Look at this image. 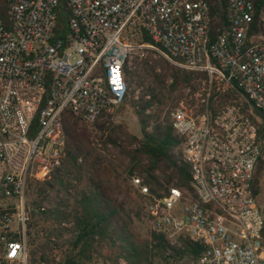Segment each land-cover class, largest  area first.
<instances>
[{
    "label": "built area",
    "instance_id": "obj_1",
    "mask_svg": "<svg viewBox=\"0 0 264 264\" xmlns=\"http://www.w3.org/2000/svg\"><path fill=\"white\" fill-rule=\"evenodd\" d=\"M5 2L0 200L13 211L0 216V264H29L24 193L30 180H44L60 165L65 113L93 125L127 96L131 61L155 57L204 73L207 88L197 111L183 105L167 111L193 197L181 203L175 186L154 197L141 178L132 177L147 201L148 250L155 252L161 236L170 245H180L182 237L203 247L197 257L173 256L168 249L159 264H264V205L252 188L264 163V34H249L252 1L227 0L226 24L214 34L207 0ZM258 20L264 29L262 13ZM229 91L249 112L236 102L213 107L212 100ZM253 109L261 125L250 115Z\"/></svg>",
    "mask_w": 264,
    "mask_h": 264
},
{
    "label": "trees",
    "instance_id": "obj_2",
    "mask_svg": "<svg viewBox=\"0 0 264 264\" xmlns=\"http://www.w3.org/2000/svg\"><path fill=\"white\" fill-rule=\"evenodd\" d=\"M61 1L65 2V0ZM226 1L207 0L212 17L211 34H214L216 28L226 24L224 12ZM251 1L254 6V21L249 34L260 30L264 32L258 20L259 13L264 15V0ZM5 9V0H0V16L4 19L6 18ZM157 65H161L160 72L155 71ZM126 73L129 84H134L135 88L141 87L137 99H130L132 112L140 124L141 136L137 137L127 132L124 122L113 123L109 116L104 115L106 111L101 114L104 118L100 120V116L93 125H87L73 118L68 112L65 113L62 120L64 147L60 165L51 172L48 178L28 184L34 196L26 231L29 238V264L47 262L46 256L58 249L59 240L66 232L67 228L61 223L71 218L73 221L71 240L73 248L78 249L79 256L82 254L89 258L90 248L94 243L100 244L108 237L117 249V255L122 257L127 264H156L153 259L155 254L150 253L146 243L136 244L130 239L127 230V225L131 222L130 216L124 214L123 208L106 193L103 182L97 180L101 167L100 150H98L100 148L94 144L93 137L99 131L101 132L99 138L105 136L104 144L111 143L114 147L120 146L121 155L127 160L129 175L141 177L142 182L156 196L167 195L171 186L189 188L190 171L178 148L180 138L172 132L166 120L155 119L151 130H146L149 121L154 117L148 114L146 109L160 102L161 99L168 98L170 92L176 88L187 85L195 86L197 78L204 76V73L180 69L165 59L153 60L152 63L142 60L140 69L127 70ZM168 78L171 79L169 85L166 84ZM231 97L228 93L221 96L220 100ZM126 101L127 96L120 104L119 112L125 108ZM122 136H126L130 144L134 141L135 146L128 145L127 147L123 143H117ZM82 178L86 181L85 188L81 189L78 194L71 195L73 181ZM256 183L257 180H254L252 184L254 194L258 193ZM50 191L55 192V197L60 193L62 196L50 198ZM71 198L72 202H70ZM45 201L52 203L46 208L42 204ZM12 211L10 206L1 208L0 216L6 212L11 214ZM35 215L41 216L44 220H52L54 225L48 226L45 231L36 230L33 234L38 221L33 218ZM116 241L117 244H115ZM179 244L170 245L161 236L155 250L161 259H165V252L168 249L173 251V256L181 255L193 259L203 248L182 237H179ZM66 264L78 263L77 260L69 258Z\"/></svg>",
    "mask_w": 264,
    "mask_h": 264
},
{
    "label": "rangeland",
    "instance_id": "obj_3",
    "mask_svg": "<svg viewBox=\"0 0 264 264\" xmlns=\"http://www.w3.org/2000/svg\"><path fill=\"white\" fill-rule=\"evenodd\" d=\"M264 30V29H263ZM263 32V31H261ZM264 34V32H263ZM157 59H163L161 57H155L150 58L148 63H152L153 60ZM142 60H139L138 58H134L131 61L130 69H140ZM156 72L161 71V65H157L155 67ZM171 82V79H166V84L169 85ZM197 83L195 86L187 85L184 87L176 88L170 92L168 98H163L158 103L152 104L149 108L146 109V112L148 114H152L153 119L149 121L148 125L146 126V130H151V127L157 119L160 120H166L167 121V111L169 108L176 106V105H183L186 108H192L193 110L199 109L200 107V98L203 96V94L206 92L207 88V82L205 80V75L200 76L197 78ZM129 90L127 94V101L125 102V108L122 111H118V108L120 105L116 106L114 109L110 111L105 112V116H109V119L115 123H121L124 122L127 126L126 131L132 134H135L137 137L141 136L140 133V124L137 120V117L132 112L131 102L130 99L136 100L137 96L139 95L141 91V87H134V84H129ZM230 94L232 97L228 99H222L220 100V97L226 94ZM202 94V95H200ZM213 107L217 108L221 106L224 103L229 102H236L238 103L242 109L246 112H249L248 105L246 102L242 99V97L233 91H229L225 94H221L215 97V99L212 100ZM255 116L250 114L252 118L261 125V121L257 118V116L260 117V113L257 112L255 109L252 110ZM257 112V113H256ZM107 114V115H106ZM104 117L101 116L100 120ZM101 135V132H96L93 137V142L95 145H97V148H100V160H101V167L100 171L97 174V180L102 181L103 185L105 186V191L113 197L124 211V214H127L130 216L131 222L127 225L128 235L130 239L136 243V244H144L146 243L148 245V237L150 232V216L147 210V201L146 197L143 196L137 189V187L133 184L132 177L136 175H129L128 173V167H127V160L123 158V155H121L120 149L121 147H114L111 143H103V140L105 139V136H99ZM123 135V134H122ZM122 141V142H121ZM129 139L126 138V136H122L121 140H118L117 143H123L125 146L128 147H134L135 142H131V144L128 142ZM118 144V145H119ZM178 148L181 152V145L178 144ZM139 177V176H138ZM141 178V177H139ZM142 179V178H141ZM254 180H257L256 186L258 188V193L256 194L257 202L260 205H264V163H261L257 166L254 176H253V183ZM35 180H30V182H34ZM29 182V183H30ZM28 183V184H29ZM85 178H82L81 180H75L73 181V188H71V195L72 194H78V192L85 188ZM190 185V184H189ZM180 188L182 197H181V203L186 202L188 199L193 197V192L191 187H184V186H175ZM162 192V191H160ZM154 197L155 194L151 193ZM62 196L60 195L56 196L57 198ZM50 198H56L55 192L50 191L49 193ZM34 196L29 189V186L27 185V188L24 193V210H25V237H26V244H27V251L29 250V238L26 234L27 231V220L30 219V212H31V203ZM70 202H72V198L70 199ZM52 203V202H51ZM51 203H48L47 201L42 202L44 207H49ZM9 207L8 201H1L0 200V209ZM33 218L38 219L36 223V227L33 229V234L36 232V230H43L45 231V228L48 226H53L52 220H44L39 215L33 216ZM41 218V219H40ZM16 216L14 215V221L13 225H15ZM67 224H70L69 227H66V232L63 234V236L59 240L58 249H55L52 251V253H49L46 256L47 264H66V261L70 259L77 260L78 264H127L126 261L117 255V249L113 246L111 243V239H108L106 237L105 240H102L100 244L94 243L93 247L90 248V256L89 258H86L85 255L79 256L78 255V249L73 248L71 235L73 233V221L72 218L69 221H65ZM42 236V234H40ZM40 237V236H39ZM113 240V238H112ZM179 243V239L177 240ZM117 244V241L116 243ZM79 248V246H77ZM154 252L155 256L153 259L155 260L156 264H159L161 262V256H159V253H157V250ZM159 252V250H158ZM3 255L2 248L0 246V256ZM29 263V259H28Z\"/></svg>",
    "mask_w": 264,
    "mask_h": 264
}]
</instances>
